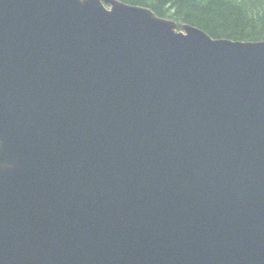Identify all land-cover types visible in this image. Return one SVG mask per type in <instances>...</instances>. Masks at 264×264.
Returning <instances> with one entry per match:
<instances>
[{"label": "water", "instance_id": "water-1", "mask_svg": "<svg viewBox=\"0 0 264 264\" xmlns=\"http://www.w3.org/2000/svg\"><path fill=\"white\" fill-rule=\"evenodd\" d=\"M0 264H264V40L0 0Z\"/></svg>", "mask_w": 264, "mask_h": 264}, {"label": "trees", "instance_id": "trees-1", "mask_svg": "<svg viewBox=\"0 0 264 264\" xmlns=\"http://www.w3.org/2000/svg\"><path fill=\"white\" fill-rule=\"evenodd\" d=\"M150 8L162 18L189 24L213 38L264 40V0H121Z\"/></svg>", "mask_w": 264, "mask_h": 264}]
</instances>
